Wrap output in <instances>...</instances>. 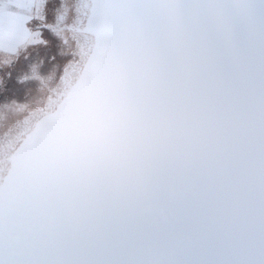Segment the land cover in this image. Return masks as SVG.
Masks as SVG:
<instances>
[{
    "label": "snow or ice",
    "instance_id": "obj_1",
    "mask_svg": "<svg viewBox=\"0 0 264 264\" xmlns=\"http://www.w3.org/2000/svg\"><path fill=\"white\" fill-rule=\"evenodd\" d=\"M98 100L0 187V264H264V0H107Z\"/></svg>",
    "mask_w": 264,
    "mask_h": 264
},
{
    "label": "rangeland",
    "instance_id": "obj_2",
    "mask_svg": "<svg viewBox=\"0 0 264 264\" xmlns=\"http://www.w3.org/2000/svg\"><path fill=\"white\" fill-rule=\"evenodd\" d=\"M74 2L0 0V152H15L20 131L58 109L49 101L61 86L56 78L83 48L67 29Z\"/></svg>",
    "mask_w": 264,
    "mask_h": 264
},
{
    "label": "water",
    "instance_id": "obj_3",
    "mask_svg": "<svg viewBox=\"0 0 264 264\" xmlns=\"http://www.w3.org/2000/svg\"><path fill=\"white\" fill-rule=\"evenodd\" d=\"M96 14L81 30L95 35V28L107 0H92ZM98 58L94 56L87 67L86 75L78 91L65 101L62 109L54 117H43L37 120L36 130L30 140L16 149L14 167L5 179V188H12L14 182L27 184L39 171L42 162L49 156L54 144L63 137L68 129L84 113L92 109L98 100Z\"/></svg>",
    "mask_w": 264,
    "mask_h": 264
},
{
    "label": "flooded vegetation",
    "instance_id": "obj_4",
    "mask_svg": "<svg viewBox=\"0 0 264 264\" xmlns=\"http://www.w3.org/2000/svg\"><path fill=\"white\" fill-rule=\"evenodd\" d=\"M76 2L78 3L77 12L75 13V11H73L71 16V19L75 20V24H68L67 29L75 35L77 46H82L83 48L82 50L79 48L78 52L74 54L73 61L65 65L62 73L57 76L56 82L61 86H59L56 93L50 97L49 101L53 103L54 107L58 106V109L55 113L46 117H54L63 107L59 105L58 102L64 98L65 101L68 100L78 91L79 85L86 75L90 60L96 56L95 35L81 30L95 16L96 6L92 0H75L74 4ZM79 5H81L82 8L80 13L78 11ZM37 120L27 126L25 130L20 131V134L15 137V149L19 148L20 150L21 147L30 140L31 134L36 130ZM0 156V187H5V179L14 167L13 163L15 162L16 156L14 152L10 153L9 150L1 151Z\"/></svg>",
    "mask_w": 264,
    "mask_h": 264
},
{
    "label": "trees",
    "instance_id": "obj_5",
    "mask_svg": "<svg viewBox=\"0 0 264 264\" xmlns=\"http://www.w3.org/2000/svg\"><path fill=\"white\" fill-rule=\"evenodd\" d=\"M20 77H21V78H26V79L28 78V77H24V76H20ZM20 77H19V78H20Z\"/></svg>",
    "mask_w": 264,
    "mask_h": 264
}]
</instances>
